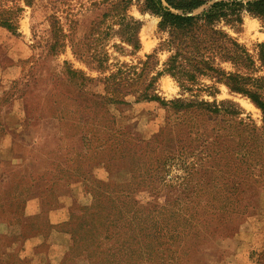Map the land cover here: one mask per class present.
Masks as SVG:
<instances>
[{"label":"trees","instance_id":"1","mask_svg":"<svg viewBox=\"0 0 264 264\" xmlns=\"http://www.w3.org/2000/svg\"><path fill=\"white\" fill-rule=\"evenodd\" d=\"M74 2H86L98 13L79 40L70 37L72 30L67 32L74 26ZM134 4L160 18L158 30L165 37L137 63H112L110 48L127 54L141 46L142 23L130 13ZM25 6L34 10L33 16L41 13V23L47 25L45 35L40 37L44 52L56 53L69 40L74 54L100 72L93 77L81 69L67 70L77 85L78 95L90 100L94 112L92 125L85 132L76 130L72 135L82 134L76 138L78 150L82 149L81 144L87 147L91 159L104 163L108 178H97L91 168L75 175L92 198L87 205H73L77 210L58 225L70 237L65 258H76L78 264H167L175 257L164 251L178 235H182L179 247L183 248V237L189 234L202 239L219 231L232 233L245 214L244 191L254 184L264 186V167L261 173L208 177L195 168L201 158L186 151L182 142L195 139L192 135L227 141L239 147L234 153L242 154L241 165L264 166V43L257 45L255 54L251 53L219 26L221 22L241 23L243 12L264 19V0H0V25L16 30ZM161 51L169 54L163 67L156 69ZM162 73L172 76L184 91H193L199 84L210 89L217 83L225 84L230 91L247 96L261 110V125L241 117V111L231 101L210 102L195 96L162 99L156 93V82ZM204 78L212 84H205ZM92 85L101 86L102 92L87 89ZM129 96L137 101L162 100L168 116L158 133L145 139L130 128L117 126L110 106L128 105ZM224 152L221 148L213 150L205 163L209 165V157L217 158ZM188 155L195 159L188 162ZM176 165L183 173L171 175ZM123 169L129 174L126 178L120 177ZM60 173L56 171L38 191L43 200L51 193L54 204V184L61 180L72 183ZM191 184L197 188L186 191L189 202L185 205L179 199L142 201L138 194L148 190L150 195H159L180 187L185 191ZM207 185L229 187L205 188ZM194 195L206 197L212 203L189 209ZM42 221L46 228L45 219ZM67 225L69 229L64 228ZM201 257L197 260L204 264Z\"/></svg>","mask_w":264,"mask_h":264},{"label":"rangeland","instance_id":"2","mask_svg":"<svg viewBox=\"0 0 264 264\" xmlns=\"http://www.w3.org/2000/svg\"><path fill=\"white\" fill-rule=\"evenodd\" d=\"M73 8L74 22L72 24L74 26L67 32L72 30L70 37L73 40H79L88 32L92 20L98 13L86 2L85 5L74 2ZM130 13L142 23L139 31L141 46L134 53L127 54H121L110 48L112 63L117 61L137 63L153 52L165 37V34L158 30L160 18L157 15L141 11L136 4L132 5ZM40 14L33 16L34 10L25 6V10L18 17L16 30L0 25V139L10 133L14 141L15 152L31 156L34 160L33 177H38L39 180L34 183L29 179L19 178L20 175L12 171V180L16 181L14 188L17 187L19 190L21 186L19 182H21L23 189L31 184L35 191H40L48 179L60 170L62 171L60 175L64 174V177L69 178L66 180L84 191L81 204L87 205L92 195L83 187L81 180L76 181L75 175L91 168L97 178L106 180L108 171L104 163L91 159L87 147L81 144L82 149L78 150L76 138L82 137V134L72 135V133L76 130L85 132L86 128L94 122V112L90 108L92 107L90 100L84 95L83 97L78 95L77 85L70 79L67 70L69 67L81 69L93 77L99 76L100 72L92 69L74 54L69 40L63 49L56 53L44 52L40 37L45 35L47 25L41 23L42 15ZM219 26L238 42L244 44L251 53L255 54L257 45L264 43V19L248 12L242 13L241 23L230 25L221 22ZM168 54L167 51L159 52V64L156 69L163 67ZM226 67L229 68L228 64ZM202 81L207 85L212 84L208 78ZM87 89L102 92L99 85L88 86ZM156 93L164 100L195 96L200 100L210 102L231 101L241 111V117L250 118L258 126L262 123L261 110L247 96L230 91L223 83H217L214 89L199 84L193 91H184L172 76L162 73L156 82ZM127 99L130 101L128 105L110 106L116 117L117 126L130 128L140 137L147 139L158 133L165 125L168 108L162 100L137 101L130 96ZM192 137L195 139H185L182 145L185 146L186 151H193L197 157L201 158L200 163L195 164L199 173L208 177L219 175L228 177L252 171L254 173L263 171L264 166L261 164L252 163L248 168L246 164L241 165L239 160L242 154L235 155L234 152L239 147L232 143L215 142L211 137L193 135ZM220 148L225 151L222 156L209 157L210 162L207 165L205 163L208 158L207 154ZM187 159L190 162L195 157L188 155ZM238 163L240 167L237 166ZM23 167L26 168L25 164ZM181 173L183 169L178 165L174 166L170 172L171 175ZM127 176H129L128 172L123 169L120 177L126 178ZM217 186L229 187V185H207L205 188H218ZM31 188L32 186L29 187ZM194 188L197 187L191 184L185 191L183 187H180L166 190L167 192H161L159 195H150L148 190L139 191L138 194L142 201L151 198L158 202H163L165 199L171 201L179 199L180 204L185 205L189 202L185 197L186 191H192ZM13 195L14 192H1L0 203H11L10 205L13 206L15 201ZM21 195L24 197L25 192L21 191ZM242 197L245 214L235 224L236 227L232 233L227 235L219 231L216 235L212 233L202 239H198L200 237L198 235L189 234L183 237L186 239L183 248L179 247L182 243V235H178L164 251L174 255V261L170 263L199 264L200 260L197 259L202 255L204 264H264V186L254 184L244 191ZM194 200L189 209L208 207L212 203L210 199L203 196L194 195ZM7 205L9 207V204ZM52 205L53 196L50 193L44 199L43 219ZM171 206L177 209L175 203ZM72 207L68 210L67 220L70 214L77 210ZM64 228L69 229V226H64ZM68 258L70 256L65 258L64 254L56 261L42 264H78L76 258ZM10 264L33 263L28 259L15 257Z\"/></svg>","mask_w":264,"mask_h":264},{"label":"crops","instance_id":"3","mask_svg":"<svg viewBox=\"0 0 264 264\" xmlns=\"http://www.w3.org/2000/svg\"><path fill=\"white\" fill-rule=\"evenodd\" d=\"M34 169L32 157L17 154L10 133L4 135L0 139V193L14 192L15 201L13 206L0 203V264H8L15 256L28 259L33 264L56 261L66 253L70 243L69 234L61 231L58 225L67 220L71 206L81 204L84 191L74 183L56 182L53 187L55 200L46 214L45 228L41 193L35 191L34 186L30 190L28 187L23 189L21 182L19 190L14 188L16 181L11 175L16 171L19 178L35 183L32 180ZM21 191L25 192L24 197Z\"/></svg>","mask_w":264,"mask_h":264}]
</instances>
